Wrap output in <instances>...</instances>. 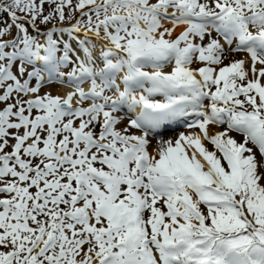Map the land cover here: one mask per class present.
<instances>
[{
  "label": "snow or ice",
  "instance_id": "6c2138e0",
  "mask_svg": "<svg viewBox=\"0 0 264 264\" xmlns=\"http://www.w3.org/2000/svg\"><path fill=\"white\" fill-rule=\"evenodd\" d=\"M0 264H264V0H0Z\"/></svg>",
  "mask_w": 264,
  "mask_h": 264
}]
</instances>
